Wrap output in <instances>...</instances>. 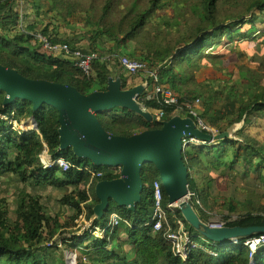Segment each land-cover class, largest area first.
Segmentation results:
<instances>
[{
	"label": "trees",
	"instance_id": "1",
	"mask_svg": "<svg viewBox=\"0 0 264 264\" xmlns=\"http://www.w3.org/2000/svg\"><path fill=\"white\" fill-rule=\"evenodd\" d=\"M38 1L41 0H0V64L15 69L19 74L29 79L71 85L81 94L106 90L107 81L113 76L110 62L115 61L120 67L119 57H129L125 54L127 43L135 41L146 30L148 19L163 7L162 4H159L161 0H149V5L141 11L138 10L140 14L124 26L130 17H123L122 20L114 23L110 16L115 0H105L98 18L92 16L86 21L89 32L82 37L89 41L90 50H86L80 48L76 43H72L69 38L59 40L52 37L48 28L49 23L39 30L33 25L24 26L23 20L26 17L24 12L28 6L33 4H35L34 8H39ZM50 1L53 3V8L58 11L65 9L70 15L77 9H80V12L89 13L95 3V0L86 1L89 3L87 7L78 0ZM140 1H133V10L138 8ZM217 1H201L199 5L201 7L200 20L205 26L195 30L192 37L182 38L181 42L170 51L159 52L156 50L153 54L149 49L148 61L138 60L145 63L149 71H156L160 83L177 92L180 102L200 100V107L197 110L198 118L213 127H217L219 122H225L231 117L233 118L228 122L230 126L242 121L246 123L247 118L253 115H257L259 118L264 117V85L257 86V88L252 86L250 80H246L244 90L237 94L238 107L227 111L226 114L213 109L214 98L206 97L199 85L195 84L192 89H180L178 86L181 74L173 70L176 65H181L183 62L189 64L193 57L202 56L209 44L221 41V38L226 34L231 38L237 33L235 28L241 22L224 26V23H220L216 19ZM253 10L264 11V0H250L244 15L250 14ZM57 16L60 17L58 14ZM242 17L243 15L240 14L234 16L233 19L240 20ZM253 18L251 16V19ZM38 36L51 44H68L80 48L86 54H97L98 59L92 64L96 81H86L69 61L49 55L41 48ZM31 40L36 41V48L29 44ZM106 41L113 42L112 52L107 51L106 54H101L97 48L98 44H103ZM246 72V75L253 80H256L254 77L259 76L254 71L247 70ZM116 79L120 80L121 88L127 90L120 72ZM146 81L152 83V80L147 77ZM150 96H152V91L143 90L137 97V102L149 110L162 108L155 100L147 99ZM3 98L4 94L0 92V115L10 116L13 113L11 119L17 121L33 114L30 102L17 101L9 107H3ZM163 111L162 121L170 120L172 118L171 108L165 107ZM34 116L37 131L26 134H18L11 129V126H6V122L0 120V179L1 176L10 174L17 176L23 183L29 182L37 186L49 185L60 191H65L60 204L75 212L73 220H77L82 215L85 220H92L90 229H102L108 223L109 215L113 212L117 213L120 218L119 224L112 230H107L104 238L92 239V248L94 249L92 254L102 256L103 263L112 261V264H126L134 256L137 260L132 261L131 264H249L250 252L243 243L263 234L239 238L238 245L232 243L214 244L202 238L185 221H183L185 230L197 244L201 245V248L192 249L185 261L175 257L166 235L168 232L175 233L177 231L175 218L182 220L183 218L176 210L174 215H168L161 231L153 232V222L150 219V209L153 204L152 183L158 176L152 164H146L142 168L141 177L144 187L141 200L135 205L134 211L117 206L110 200L109 207L102 216L93 219L94 208L99 204V200L94 194L95 185L99 181L116 179L118 175L105 172L100 178L91 179L86 170H79V168L101 170L103 167H96L88 159L76 157L71 149L58 153L60 142L56 110L51 106L43 105ZM96 117L106 132L117 136L127 137L146 130L161 128V124L154 122L152 124L134 112H128L122 108L97 114ZM16 125L18 126V124ZM19 127L22 129V126ZM118 130H121L119 134ZM215 132V135H211L214 137L220 135L217 130ZM43 151H47L52 157L62 156L74 167L66 172H62L58 167L50 170L43 169L40 161ZM226 156L230 158L228 163L223 162ZM182 158L189 173V191L199 196L200 199L208 197V189L211 188L209 186L212 181L209 182L206 189L203 188L200 191L198 181L190 173L194 170L187 166L191 162L194 163L198 174L207 171L208 167L206 166L208 165H211V169L222 168L229 171L234 170V166H239L255 174L260 182L264 183L262 174L264 171V147L260 144H252L246 138L243 141L221 138L212 145L188 144L182 151ZM205 179L206 177L202 178V180ZM72 187L74 190H68ZM167 203V196L163 191V205L165 206ZM15 205V218L10 220L6 202L3 199L0 200V264H65L64 261L49 262L44 257L45 255L40 253L43 251L44 242L52 243L55 236L62 233H57V230L67 228V224H60L58 218L53 219L48 216L45 206L39 198L25 191L18 194ZM244 210L245 212L237 221L226 222L224 227H264V206L257 205L255 201L252 203L246 200ZM196 213L201 222L208 223L206 208L196 209ZM63 242L67 243L68 247L74 246L67 241ZM54 244L56 245L54 242L51 247H54ZM217 245L223 246L220 252L216 250ZM124 246H127V250L122 251ZM77 264L90 263L78 261ZM256 264H264V248L256 257Z\"/></svg>",
	"mask_w": 264,
	"mask_h": 264
},
{
	"label": "rangeland",
	"instance_id": "2",
	"mask_svg": "<svg viewBox=\"0 0 264 264\" xmlns=\"http://www.w3.org/2000/svg\"><path fill=\"white\" fill-rule=\"evenodd\" d=\"M78 1L88 7L89 3L86 1L90 0ZM133 1L115 0L110 19L115 23L122 20L123 17L129 16L130 18L127 19V23L124 24L125 26L128 24V21L135 19V16L140 14L138 10L141 11L149 5V0H141L138 8L133 10ZM201 1L161 0L159 4H162L163 7L158 9L148 19L146 30L135 41L127 43L125 54L129 55L131 59L148 61L150 57L148 55L149 49L153 54L156 50L159 52L164 50L170 51L181 42L182 38L192 37L195 30L205 26L200 20L201 7L199 5ZM249 1L218 0L216 4L217 11L215 12L216 19L220 23H224V26L237 23L238 21L241 22L235 28L237 33L231 36V38L227 34L224 35L221 41L209 44L202 56L198 58L193 57L189 64L183 62L181 65H176L173 69L176 73L181 74L178 82L180 89H192L195 84L199 85L206 97L212 96L214 98L213 109L224 114L238 107L237 94L244 90V82L246 80H250L254 87L264 85V11L253 10L250 14L244 15ZM104 2L105 0H95L94 7L90 9L89 13H83L80 12V9H77L75 13L70 15L65 9L58 11L53 8V3L50 0H41L37 2L39 8H34L35 4L28 6L24 12L26 17L23 20V24L25 27L33 25L39 30L49 23L48 28L51 31L52 37L59 40H65L70 37L72 38V43L78 44L80 48L90 50L89 41L82 38L89 32L86 21L92 16L98 18ZM240 14L241 16L243 15L240 20L233 19L234 16ZM251 16L254 18L251 19ZM29 44L33 48H36V41L31 40ZM113 45V42L106 41L103 44H98L97 48L101 51V54H106L107 51L112 52ZM110 70L112 71V78L116 79L118 71L121 69L117 62L114 61L110 64ZM247 70L258 73L259 76L254 77L256 80L250 79V76L246 75ZM139 77L130 76V78H125L122 76V81H125L126 88H128L134 84V80L138 81ZM128 81L132 84L129 83L127 85ZM180 115L177 116L182 118L187 117L184 114ZM231 118L225 122H219L217 127L204 122L209 129H212L214 132L217 130L220 135H224L225 137L223 138L240 141L246 138L252 144H260L264 147V117L259 118L257 115H253L247 118L246 123L242 121L230 126L228 122L231 121ZM24 119L26 118L17 120L18 126H15L18 131H20L19 126L22 125V120ZM15 121L10 119L8 122H4L8 126V124ZM120 132L121 130H118L117 133L119 134ZM10 155L12 156V154ZM229 160L230 158L226 156L223 162L228 163ZM191 164L189 163L187 166L194 170L190 173L198 181L199 189H206L211 181L210 186L212 189L215 188V201L207 206L202 201L203 208L207 210V220L211 224H225L226 222L232 223L237 221L245 212L246 200L252 203L255 201L257 205L264 206V183H261L255 174L239 166H234V170L229 171L222 168L211 169V165L206 166L208 167L207 171H202L198 174L194 163L191 162ZM262 174L264 176V171H262ZM204 177L206 179L202 180ZM0 180V200L3 199L6 202L10 220L15 218L14 210L18 194L21 191H25L39 198L40 202L44 204L48 216L53 219L58 218L60 224H67V228L57 230V233H62L56 235L54 241H52V243H56L54 247H48L49 242H44L43 251L40 254H44V257L49 262L64 261L65 264H77L78 261H82L90 264H112V261L103 263L102 256H96L94 253L87 254V252H91L93 249L92 241L89 238L82 239L83 250L81 246L77 248L78 245H82L77 242H80V239L73 241L72 244L78 245L72 247H68L67 243L63 242H69L71 234L80 236L83 231L91 228V221L85 220L84 215L80 216L77 220H73L75 212L71 208L60 204L65 191H60L49 185L37 186L29 182L23 183L17 176L10 174L1 176ZM86 189L88 188L86 187ZM68 190L74 189L72 187L68 188ZM212 194H214V190ZM109 221L110 215L108 217ZM87 233L91 234L92 232ZM195 244L197 248H201L200 244ZM216 247L218 252L223 248V246L219 245ZM124 250H127V246L123 247L122 251ZM134 260H137V258L133 256L126 264H131Z\"/></svg>",
	"mask_w": 264,
	"mask_h": 264
},
{
	"label": "water",
	"instance_id": "3",
	"mask_svg": "<svg viewBox=\"0 0 264 264\" xmlns=\"http://www.w3.org/2000/svg\"><path fill=\"white\" fill-rule=\"evenodd\" d=\"M143 90V87L123 90L120 80L109 78L105 91L81 94L71 85L29 79L15 69L0 64L3 107H9L17 101L30 102L33 114L27 119H30L33 130L37 131L34 114L43 105L51 106L58 115L59 154L71 149L76 157L88 159L96 167L121 168L116 179L99 181L95 185L94 194L99 204L94 208V218L102 216L110 200L117 206L134 211L144 187L142 168L152 164L168 204H177V210L186 224L208 242L222 244L264 234L263 226L209 228L201 222L191 203L186 200L189 173L182 158V140L195 138L203 142H214L224 135L214 137L204 133L196 128L191 118L179 116L163 121L159 129L127 137L112 135L104 130L97 114L116 108L134 112L148 122L153 121L151 114L144 111L137 102ZM24 127L22 130L26 132Z\"/></svg>",
	"mask_w": 264,
	"mask_h": 264
},
{
	"label": "built area",
	"instance_id": "4",
	"mask_svg": "<svg viewBox=\"0 0 264 264\" xmlns=\"http://www.w3.org/2000/svg\"><path fill=\"white\" fill-rule=\"evenodd\" d=\"M38 40L41 44V48L46 51L49 55H53L55 57H59L61 59L67 60L71 63V65L76 68L82 75L83 79H86V81H96L95 74L93 72V62L98 59L97 54H86L84 53L80 48L75 46H70L68 44H51L46 39L38 36ZM119 65L121 69L128 75V76H139L143 75L147 78H150L152 80V83H149L146 81L143 88L144 90L152 91V96L147 97V99L155 100L156 103L161 106L162 108L156 109V110H149L144 105H142L143 110L147 111L151 114L153 117L154 123H162V118L164 115L163 108L168 107L172 110V117H175L180 114H184V116H187V118H191L196 128L204 133H210L212 135H215L216 132H214L212 129H209V127L205 124V122L198 118V108L200 107V100H195L194 102L190 101H179V94L172 90L171 88H168L160 83L159 77L156 73V71H149L146 64L143 62H140L135 59H131L126 56L119 57L118 59ZM13 113L11 115H0V120L3 121H9L12 117ZM181 116V115H180ZM152 121V122H153ZM13 129V128H12ZM14 130V129H13ZM18 131V130H17ZM26 132H29L28 130ZM19 133V132H18ZM216 140L214 142H203L200 140H197L195 138H189L182 140V146L183 149L188 144H194L197 146H202L204 144H215ZM40 161L43 165V169L50 170L54 167H58L61 169L62 172H66L69 169L73 168L74 166L70 164L68 161H66L62 156L52 157L50 156L47 151H43L40 155ZM79 170H86L90 176L91 179L94 178H100L103 176L105 172H112L114 175H118L121 172L120 167H106L101 170H93L86 167H81ZM152 206L150 209V219L151 222H153V232H159L161 231L163 224L166 223L168 215H174V213L177 210V204H166L163 205V187L162 183L157 178L152 183ZM186 200L191 203L193 208L196 209H203L202 201L199 198V196L195 195L194 193L188 191V195L186 197ZM120 218L117 215V213H112L110 215V221L102 228H92V234L96 238H104L105 233L107 230H112L115 226L119 224ZM184 220L175 218V224L177 227V231L174 232H168L166 235L167 241L171 244L173 252L175 257L181 259L182 261H185L189 253L192 249L196 248V242L193 240L192 236L188 234V232L185 230L184 226ZM209 228L212 229H221L224 227V223L219 224H211L208 222L206 224ZM170 230V228H169ZM234 245H238L239 242L235 241L232 242ZM244 246H246L250 252V262L249 264H256V257L259 255L260 250L264 248V234L259 235L257 237H253L243 243ZM52 243L48 244V247H51Z\"/></svg>",
	"mask_w": 264,
	"mask_h": 264
},
{
	"label": "crops",
	"instance_id": "5",
	"mask_svg": "<svg viewBox=\"0 0 264 264\" xmlns=\"http://www.w3.org/2000/svg\"><path fill=\"white\" fill-rule=\"evenodd\" d=\"M69 39H71L72 40V38H70L69 37ZM78 45V44H77ZM113 62H110V64H112ZM120 72V74L122 75V76H124L125 78H130V76H128L122 69L119 71ZM140 77H139V80L138 81H136V80H134V84H132L131 82H127L128 84L127 85H129V83H131L132 85L131 86H129L127 89H132V88H135V87H143L144 86V84L146 83V77L145 76H143V75H139ZM115 79V78H114ZM136 81V82H135ZM150 88H148L147 89V91L149 90ZM27 118H30V116L29 117H27ZM26 118V119H27ZM182 118V117H181ZM24 119V120H22V125H20V126H27V125H29V124H31L32 125V123L30 122V119ZM27 121V122H26ZM13 123V124H12ZM11 124H8V125H11V127L14 129V130H16L17 131V128H16V126H15V124H17V121H15V122H12ZM24 124V125H23ZM30 126V125H29ZM211 187V186H210ZM200 191H202L203 190V188L202 189H199ZM214 190V194H212V191ZM215 197V188H213L212 189V187L210 188V189H208V197L206 196L205 197V199H204V197H201V200L203 201V203H204V205L205 206H207L208 204H210V203H212L213 201H215L214 198ZM113 213H115V212H113ZM93 219H94V217H93ZM92 221V220H91ZM91 226V225H90ZM87 232H92L90 229H87L86 231H83V233L82 234H80V236H77L76 234H71V238L69 239L70 241H69V244H71L73 241H77V240H81L80 242L79 241H77L78 243H83L82 241V239H84V238H89L90 239V241H92V239H99V238H96L92 233L91 234H89L88 233V235L86 236V234H87ZM86 233V234H85ZM91 235V237H89ZM78 237V238H77ZM73 240V241H72ZM72 241V242H71ZM75 245V244H74ZM82 247V250L84 249L83 247V244L82 245H78V247L77 248H79V247ZM90 249V248H89ZM91 250V249H90ZM93 250V249H92ZM92 250H91V252H87V254L89 253V254H91L92 253Z\"/></svg>",
	"mask_w": 264,
	"mask_h": 264
},
{
	"label": "clouds",
	"instance_id": "6",
	"mask_svg": "<svg viewBox=\"0 0 264 264\" xmlns=\"http://www.w3.org/2000/svg\"><path fill=\"white\" fill-rule=\"evenodd\" d=\"M9 126H11V125H9ZM11 129H12V127H11ZM12 130H13V129H12ZM15 131H16V130H15ZM20 131H21V132H20ZM20 131H16V132H17V133L19 132L18 134H20V133H23V134H24V133H25V134L28 133V132H24L22 129H20ZM31 131H34V130H31ZM31 131H29V132H31ZM104 168H106V167H104ZM109 168H110V167H109ZM201 201H202V200H201ZM194 210H195V209H194ZM195 211H196V210H195ZM111 214H112V213H111ZM111 214H110V215H111ZM237 241H238V240H237ZM228 243H232V242H228ZM257 256H258V255H257Z\"/></svg>",
	"mask_w": 264,
	"mask_h": 264
},
{
	"label": "bare ground",
	"instance_id": "7",
	"mask_svg": "<svg viewBox=\"0 0 264 264\" xmlns=\"http://www.w3.org/2000/svg\"><path fill=\"white\" fill-rule=\"evenodd\" d=\"M153 124V123H152ZM16 125V124H15ZM30 125V126H29ZM27 126L24 127V129L28 130V131H31L33 130V125L29 124ZM17 126V125H16Z\"/></svg>",
	"mask_w": 264,
	"mask_h": 264
}]
</instances>
